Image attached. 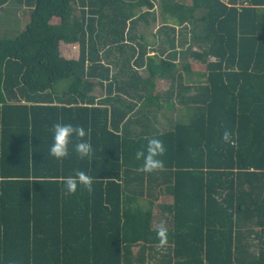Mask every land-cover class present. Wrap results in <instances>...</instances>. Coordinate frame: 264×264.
<instances>
[{
    "label": "trees",
    "instance_id": "obj_1",
    "mask_svg": "<svg viewBox=\"0 0 264 264\" xmlns=\"http://www.w3.org/2000/svg\"><path fill=\"white\" fill-rule=\"evenodd\" d=\"M159 2L138 35L150 0H0V264H264V0ZM157 80L181 106L163 132ZM56 123L91 157H52Z\"/></svg>",
    "mask_w": 264,
    "mask_h": 264
},
{
    "label": "clouds",
    "instance_id": "obj_2",
    "mask_svg": "<svg viewBox=\"0 0 264 264\" xmlns=\"http://www.w3.org/2000/svg\"><path fill=\"white\" fill-rule=\"evenodd\" d=\"M88 135L82 126H74L71 123H56L52 127V144L49 153L57 160H62L69 156L73 148V141L75 139L74 150L81 157H91L93 153V146L90 139H85ZM223 139L228 142L230 134L226 131ZM165 147L162 140L158 138H150L147 144L146 153L140 151L137 153L138 158H143L142 171L152 172L164 167V161L160 157L164 154ZM66 190L69 193H74L79 185H83L92 189L94 177L90 176L84 171H77L74 176L70 175L63 178ZM160 235L163 236L164 232L161 230Z\"/></svg>",
    "mask_w": 264,
    "mask_h": 264
},
{
    "label": "crops",
    "instance_id": "obj_3",
    "mask_svg": "<svg viewBox=\"0 0 264 264\" xmlns=\"http://www.w3.org/2000/svg\"><path fill=\"white\" fill-rule=\"evenodd\" d=\"M151 1V3L153 4V9H149V11L150 12H154L155 13V15H156V17H157V20H156V22L158 21V16H157V13L155 12V1L156 0H150ZM159 1V0H158ZM160 4V3H159ZM159 8H160V5H159ZM144 11L145 10H148V8L145 6V7H143L142 8ZM160 11V10H159ZM158 15H159V13H158ZM155 22V23H156ZM154 23V24H155ZM141 25H142V23H140ZM153 24V25H154ZM153 25H151V26H153ZM149 27V26H148ZM137 34H138V32H137ZM66 44V43H65ZM73 45V44H72ZM78 46V45H77ZM186 46H188V45H186ZM193 49H194V47H193ZM195 50V49H194ZM150 54H153L152 52H150ZM63 57V56H62ZM64 58H66V57H64ZM73 58H77V57H73ZM67 59H69V58H67ZM140 73L143 75L144 74V72H143V70H141L140 71ZM121 81H124V78H122V80ZM126 81V80H125ZM162 82H167V81H162V80H157V81H155L154 82V87H155V90H156V92L158 91L159 92V94H160V98H159V102H167V104L168 105H166L165 104V106L164 107H162L161 109H159V112H158V116H157V121L156 122H154L153 123V128H155V129H158V131H160V132H163V131H167L169 128L168 127H166V122L165 121H168L169 119L171 120V119H173V120H176L177 119V114H178V110L179 109H181V106H180V102H179V100H178V98H176V94L175 93H173L171 96H169L170 94L167 92V89L169 88H167V89H165V90H162V89H160V86H162ZM106 86V85H105ZM108 89H105V90H101L100 88H98V89H96L94 92H93V95L95 96V97H99V98H104L103 96H105V95H107L108 94V91H107ZM191 94V93H190ZM112 95H115V92L112 94ZM189 96V95H188ZM125 98H127V96H125ZM128 99V98H127ZM153 120V119H152ZM133 129H137V130H140V128H139V126H137V125H134L133 126ZM158 204V203H157ZM158 207H159V205H157V208L155 207V215H158V213H160L159 211H158V213H157V210L156 209H158Z\"/></svg>",
    "mask_w": 264,
    "mask_h": 264
},
{
    "label": "rangeland",
    "instance_id": "obj_4",
    "mask_svg": "<svg viewBox=\"0 0 264 264\" xmlns=\"http://www.w3.org/2000/svg\"><path fill=\"white\" fill-rule=\"evenodd\" d=\"M226 1V0H224ZM160 2L158 0L155 1V12L157 13L158 16V21L153 25V26H149L147 29L143 28V26H139L138 28V35H141L142 33H145V31L151 32L152 34L156 33V30L158 28V26L161 24V19L160 16L158 15V13L160 12V8H159V4ZM4 14V13H1ZM147 40L150 41L149 43H153V37L152 36H147ZM194 49L197 50V46H194ZM59 50H60V54L63 57L66 58H73V57H77L78 56V46L77 44H65V43H60L59 46ZM169 87L168 82H162V86H160V89L165 90ZM165 199H161V201H164ZM166 201V200H165ZM157 208V206H156ZM157 213L159 210H161V208L156 209ZM160 212V211H159Z\"/></svg>",
    "mask_w": 264,
    "mask_h": 264
}]
</instances>
